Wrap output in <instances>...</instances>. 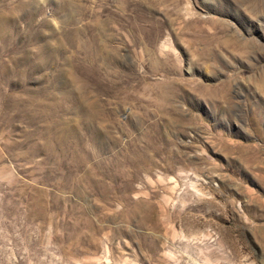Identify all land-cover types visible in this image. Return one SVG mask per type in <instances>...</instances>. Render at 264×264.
Instances as JSON below:
<instances>
[{"label":"rangeland","instance_id":"374dc122","mask_svg":"<svg viewBox=\"0 0 264 264\" xmlns=\"http://www.w3.org/2000/svg\"><path fill=\"white\" fill-rule=\"evenodd\" d=\"M260 3L0 0V264H264Z\"/></svg>","mask_w":264,"mask_h":264},{"label":"bare ground","instance_id":"6f19581e","mask_svg":"<svg viewBox=\"0 0 264 264\" xmlns=\"http://www.w3.org/2000/svg\"><path fill=\"white\" fill-rule=\"evenodd\" d=\"M208 1H210V0H208ZM255 2V1H254ZM255 8H257V10L258 9H260V10H262V11H264V0H263V3H260L257 7H255ZM252 9V8H251ZM253 11V10H252ZM261 12V11H260ZM73 13V12H72ZM134 14V13H133ZM255 14V13H254ZM264 14V13H263ZM131 15V14H130ZM2 16V15H1ZM69 17V16H68ZM127 19V18H126ZM128 20V19H127ZM126 20V21H127ZM132 20H133V18H132ZM142 20V19H141ZM142 22V21H141ZM182 22H184V26H183V30H184V32H185V34L187 35V36H189V37H191V38H194V39H196V40H201L202 38L203 39H208L209 41H210V43L212 44V45H219V46H221L222 48H229V47H234V48H236V50L237 49H239L240 47L238 46V44L235 42V39L234 38H227V39H221V35L222 34H224L225 33V28H224V26H222L217 20H214L213 18H207V19H201L199 16H194V15H192V14H190V18L189 19H187V20H185V21H182ZM143 24L144 25H142L141 26V24H140V19L139 20H137V21H135L134 23H133V26H132V28H133V30L134 31H137L138 33H140L142 36H144V35H146V34H148V33H150L151 31H152V28H153V23L151 22V21H146V22H143ZM183 24V23H182ZM203 24H208V26H205V25H203ZM128 25H130V24H128ZM6 28H7V24L4 22V21H0V34H2L4 31H6ZM73 29V28H72ZM186 30H188V31H186ZM130 33V32H129ZM4 36V35H3ZM64 37V36H63ZM75 37V36H74ZM130 37V36H129ZM69 42V41H68ZM146 43V42H145ZM132 45V44H131ZM164 45V44H163ZM247 46H251V48H253V47H255L256 45H252V42H247V43H245L244 45H242V47L240 48L241 50L242 49H244V48H246ZM4 47H6L5 45H4ZM14 48V46L12 45V46H10L9 45V47H6V48H4L2 51L0 50V58L2 57V56H4V55H6V54H9L10 53V51L12 50ZM162 49V48H161ZM166 49V48H165ZM165 49H163V51L165 50ZM52 52H54V51H52ZM57 52V51H56ZM128 53V52H127ZM149 53H151V52H149ZM38 55H39V53H37ZM49 54V53H48ZM51 55V54H50ZM8 56V55H7ZM54 56V55H53ZM89 58V57H88ZM152 58V55H150L149 54V59H151ZM37 61H39V60H37ZM80 61V60H79ZM42 62H44V61H42ZM41 62V63H42ZM152 62V61H151ZM45 64V63H44ZM18 66V65H17ZM165 66V65H164ZM9 67V66H8ZM8 67H6V66H4L3 68H2V71H1V73H0V79H1V82L2 81H4L6 84H8V82H7V79H8V74H9V72H8V69H10V68H8ZM40 67H41V64H40ZM15 68H13V70H14ZM173 69V68H172ZM170 70V68H166V72H167V75H168V73H169V75H171L170 74V72L172 71H169ZM10 71V70H9ZM11 71H12V69H11ZM10 71V72H11ZM16 71H17V69H16ZM8 72V73H7ZM163 72V71H162ZM165 72V73H166ZM10 77H11V75H10ZM167 77V76H166ZM58 79V78H57ZM9 81V80H8ZM14 81H16V80H14ZM14 81H12V82H14ZM12 85V84H11ZM21 86V85H20ZM22 87V86H21ZM7 93H8V98H9V96L11 95V93H10V89L7 91ZM2 96H3V94H1ZM6 96V95H5ZM34 98V97H33ZM5 101H7V99L6 100H4L3 101V103L5 102ZM37 101L38 100H34V99H26V98H23L22 96H20V97H18L14 102H13V104H12V114H8L7 112H4L3 114L5 115V116H11V118L12 117H14V116H16L17 114H19L20 113V106H23L24 104H29L30 105V107H35V106H37ZM6 106V104L3 106V107H5ZM32 111V110H31ZM11 118H10V120H11ZM1 121H2V119L0 118V124H1ZM86 124V123H85ZM93 129V128H92ZM46 131H48V130H46ZM34 136V135H33ZM81 139V138H80ZM94 144V143H93ZM28 145V144H27ZM45 146V145H44ZM61 148V147H60ZM66 152V151H65Z\"/></svg>","mask_w":264,"mask_h":264}]
</instances>
